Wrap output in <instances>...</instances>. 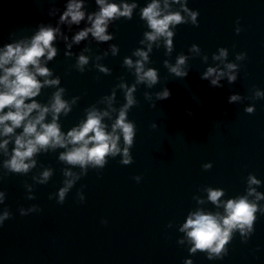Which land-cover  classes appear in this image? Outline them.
<instances>
[{"label": "water", "instance_id": "1", "mask_svg": "<svg viewBox=\"0 0 264 264\" xmlns=\"http://www.w3.org/2000/svg\"><path fill=\"white\" fill-rule=\"evenodd\" d=\"M113 2L119 5L121 0ZM125 2L137 6L131 18L109 20L108 41H97L89 33L71 49L65 47L72 35L90 26L85 21L87 13L98 10L95 0H84L85 20L79 25L59 24L60 35L52 42L57 54L46 66L52 72L49 79L59 77L60 83L43 88L36 99L46 103L63 88L62 99L71 110L60 116L62 131L84 119L91 108L109 113L102 122L110 130L126 103L125 93L134 87V103L126 112L135 126L132 162L121 164L123 156L117 154L107 156L103 168L82 169L59 160L65 149L58 147L36 154L35 166L20 174L2 166L7 157L0 152V191L5 192L0 212L7 207L11 213L0 226V264H184L185 258L191 264H264V97L256 96L258 89L264 91V0H182L188 9L198 11L196 26L179 2L168 0L165 12L181 11L185 21L170 26V51L166 37L149 41L144 35L152 30L140 12L151 0ZM66 3L0 0V46L27 42L40 25L57 27ZM159 3L163 8L164 0ZM220 47L227 49L226 58L213 59ZM137 49L148 55L141 74L149 68L157 72L154 84L137 79L135 62L142 60L134 54ZM239 52L246 54L245 59H236ZM80 55L87 57L82 66ZM180 56L185 58L179 67L186 76L170 71ZM125 58L133 61L131 66ZM227 63L237 65L230 70L236 74L234 82L222 76V87H215L210 84L213 77L202 78L209 67L226 71ZM165 89L171 94L160 99ZM229 94L241 99L229 104ZM247 106H254V111L246 113ZM119 143L123 147L122 140ZM209 162L211 167L205 168ZM45 169L51 175L41 183ZM66 171L72 175L66 176ZM135 176L141 177L139 182ZM250 176L260 183H249ZM74 177L64 202L58 204V188ZM209 189L223 192L215 204L208 198ZM242 196L257 205L251 234L233 229L213 259L207 258V250L190 253L192 243L181 231L186 217L197 210L223 215L220 202ZM32 205L40 211L20 215L19 208Z\"/></svg>", "mask_w": 264, "mask_h": 264}, {"label": "clouds", "instance_id": "2", "mask_svg": "<svg viewBox=\"0 0 264 264\" xmlns=\"http://www.w3.org/2000/svg\"><path fill=\"white\" fill-rule=\"evenodd\" d=\"M177 2L180 3L183 12L188 13L191 17L193 26H196L198 11L188 9L182 0H173V3ZM83 3L84 0H67L64 10L59 15L57 27L40 25L27 42H9L0 46V152L7 157L2 162V166L10 173L26 174L35 166L36 161L33 157L36 154L42 151L55 150L58 147L65 149L59 153V160L69 165H79L82 169L86 165L103 168L107 163L105 158L107 156L114 157L117 154L123 156L120 161L121 164L128 165L132 162L130 148L134 141L135 126L133 122L126 119V112L129 106L134 103L132 97L134 87L128 88L125 93L126 103L111 124L110 130H107L108 126L102 122V118L108 116L109 113L91 108L86 111L84 119L70 127L66 132L62 131L59 123L60 116H66L71 110V105L62 99L63 88H57L46 103H41L36 99L43 88L56 86L60 83L59 77L49 79L52 72L46 66L47 62L51 61L57 54V49L52 42L60 35V23L79 25L82 20H85L86 13L83 10ZM95 3L98 5V10L87 13V20L85 21L90 26L83 27L72 35L71 43L65 45L66 49H71L72 44H78L89 33L97 41L112 39L111 34L106 32L109 20L119 17L131 18L132 11L137 6L134 2L126 3L125 0H121L119 5L113 0H95ZM169 8L168 0H164L163 8H161L159 0H151L141 9L140 18L145 20L152 30L145 32L146 39L153 41L158 36H164L167 38L165 44L170 51L173 43V31L170 30V26L175 27L185 21L181 11L165 12V9ZM240 30L239 26L235 28L237 33ZM63 39L67 41L68 37L64 36ZM192 48H197V45L193 44ZM112 49L113 54H115L116 47L112 46ZM134 54L142 58V60L135 62L138 81H147L149 85L154 84L157 81L155 69L149 68L141 74L142 61L148 60L147 52L137 49ZM65 55H71V52L66 51ZM226 56L227 49L220 47L219 56H213V59H222ZM245 56L244 52H239L236 59L243 60ZM77 60L78 66L87 63V57L84 55L78 56ZM184 62L185 58L180 56L177 65L172 67L170 71L177 76H186L187 72L182 71L179 67ZM124 63L131 66L133 61L130 58H125ZM236 67L237 65L233 63L225 64L226 71H218L216 68L209 67L202 74V78L213 77L210 84L215 87H222L219 84L222 76H227L229 83L236 80V74L230 71ZM101 70L108 71L106 68ZM214 73L215 76H213ZM39 77H43V79ZM120 87L123 88L124 85L121 84ZM170 94V91L165 89L159 93V98L167 99ZM256 96L264 97V91L258 89ZM240 99L239 94L227 96L229 104ZM110 100L111 98H109V102ZM186 111L191 117V111ZM244 111L252 113L254 106H247ZM48 116L51 118L46 122ZM151 127L155 128L156 124L153 123ZM17 129L20 131L17 132ZM121 140L123 147L119 143ZM10 142L12 144L11 150H9ZM204 167L210 168L211 163L205 164ZM50 175V169L43 170L40 182H46ZM65 175L72 174L66 171ZM75 179L77 177L67 180L64 186L58 188L56 198L58 204L64 202L65 196ZM133 179L139 182L141 177L135 176ZM249 183L259 184L260 181L250 176ZM249 191H254V189H249ZM222 194V190L209 189L208 198L215 204ZM77 196L83 202V193L78 191ZM52 198V194H49V199ZM260 198V194L257 193V199ZM4 200L5 192L0 191V204ZM220 203L224 205L223 215L197 210L186 217L181 226V231L185 232L192 243V247L189 249L190 253L197 250L202 252L207 250V258L213 259V254L218 257L223 246L229 242L233 229L239 228L242 235L245 230L248 234L253 231V222L256 219L254 214L257 212L256 204L249 202L244 196ZM38 211L40 209L37 205H32L27 210L23 207L19 208L20 215ZM10 216L11 213L5 207L0 212V226H3L4 221ZM101 223H107V221L102 220ZM184 264H191V259L185 258Z\"/></svg>", "mask_w": 264, "mask_h": 264}]
</instances>
